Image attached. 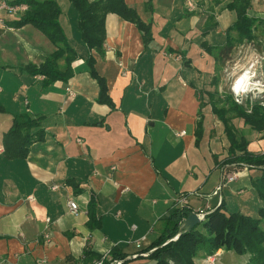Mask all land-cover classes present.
Listing matches in <instances>:
<instances>
[{
	"label": "crops",
	"instance_id": "1",
	"mask_svg": "<svg viewBox=\"0 0 264 264\" xmlns=\"http://www.w3.org/2000/svg\"><path fill=\"white\" fill-rule=\"evenodd\" d=\"M54 1L77 54L68 82L28 72L49 61L57 47L34 26L14 25L24 12L0 13V264H74L87 253L113 251L124 255V264H157L148 257L152 251H142L174 208L207 214L224 203L257 218L263 205L252 185L257 170L227 164L229 142L209 100L211 93L222 94L221 80L242 58H259L264 76V0H250L247 9L257 21L254 38L233 43L227 57L220 51L237 39L230 31L237 19L229 8L234 0H192L193 11L189 0H125L152 38L146 42L135 23L111 13L103 54L83 43L71 2ZM90 56L107 103L100 101ZM23 114L40 120L44 139L25 159L10 160L4 135ZM199 123L203 135L197 141ZM233 123L248 139V151L264 154V132L239 119ZM235 255L220 250L196 264L248 263Z\"/></svg>",
	"mask_w": 264,
	"mask_h": 264
},
{
	"label": "trees",
	"instance_id": "2",
	"mask_svg": "<svg viewBox=\"0 0 264 264\" xmlns=\"http://www.w3.org/2000/svg\"><path fill=\"white\" fill-rule=\"evenodd\" d=\"M78 15V30L87 49L97 54L104 53L105 21L108 14H116L126 21L135 23L144 34L146 42L152 36L149 26L144 24L135 9L130 8L125 0H69ZM13 5L24 4L27 10L15 22L20 28L32 25L44 33L57 47V52L40 68L29 66L28 72L33 75H42L48 81L68 82L72 77V63L77 59L76 52L70 47L63 28L60 24L62 9L54 0H17ZM250 0H234L229 8L236 12L237 19L230 31L237 33L236 41L233 39L227 47L220 51L225 57L233 49V43L242 44L254 38L253 28L257 21L248 17L247 9ZM64 61V68L59 67V61ZM95 60L88 57L87 65L91 75L101 86V102L107 103L106 86L104 80L94 71ZM209 103L213 115L223 124L224 133L229 142L227 164L238 167H249L257 170L252 179V185L257 198L263 204L258 213L260 219L242 214L237 209H230L226 204L215 211L205 214L204 219L190 232H180L181 224L193 214L187 206L171 210L170 215L163 222V230L159 237L142 253H149L148 257L157 264H196L201 255L214 256L219 250L231 251L239 256L249 258L247 264H264V231L261 227L264 221V154L254 155L248 151L249 141L245 134L240 133L233 121L239 119L245 126L258 133L264 132V107L256 102L246 108L238 104L231 94L223 96L211 93ZM197 141L203 135L202 124L199 123L196 132ZM43 130L39 119H33L26 114L15 116L8 133L4 135V148L6 157L10 160L25 159L30 147L42 141ZM92 201L89 204L91 227L97 226L95 214L92 211ZM178 236L176 240L174 238ZM89 261L100 259L102 255L93 256L85 254ZM111 259L124 260V255L113 251Z\"/></svg>",
	"mask_w": 264,
	"mask_h": 264
},
{
	"label": "built area",
	"instance_id": "3",
	"mask_svg": "<svg viewBox=\"0 0 264 264\" xmlns=\"http://www.w3.org/2000/svg\"><path fill=\"white\" fill-rule=\"evenodd\" d=\"M187 6L190 11H193L195 9V4L192 2V0H189L187 2ZM26 10L27 6L24 4L13 5L8 0H0V13L4 11L8 14H17L20 12L23 13ZM239 68L240 67H238L237 65H234L231 69V71L234 73V76L232 77L231 92L235 101L238 104H241L246 97L253 95L254 98L260 99L261 105L264 107V76L261 72V60L259 58H256L255 60H253V62L249 63V66L245 69L238 70ZM230 72L227 73L228 76L231 75ZM250 79H252L254 83H257L259 86L254 88L248 87ZM257 80H259V83L257 82ZM244 89L247 90L245 91ZM67 92L69 98H73L75 96V93L71 88H67ZM236 179L237 175L234 174L227 178L226 181L228 183H231ZM54 189H56V187ZM183 203L185 202L183 201ZM68 207L72 214L78 213V206L76 203L70 201L68 203ZM199 215L202 219H204L205 214ZM47 222H49V219L47 220ZM133 229H135V226H133ZM137 247H140V242L137 243ZM74 264H124V260L111 259L109 256L103 255L100 259H93L89 261H84V259H82L76 261Z\"/></svg>",
	"mask_w": 264,
	"mask_h": 264
},
{
	"label": "rangeland",
	"instance_id": "4",
	"mask_svg": "<svg viewBox=\"0 0 264 264\" xmlns=\"http://www.w3.org/2000/svg\"><path fill=\"white\" fill-rule=\"evenodd\" d=\"M249 41H244L243 43H242V45L244 44V43H248ZM249 63L250 62H248V60H245L244 58H242V60H241V62H240V68L238 69V70H241V69H245L246 67H248L249 66ZM230 65H232V64H230ZM229 65V66H230ZM259 70V69H258ZM236 73V72H235ZM230 76H224V78L221 80V82H220V87H219V90H221L222 91V94L221 95H223V96H226V95H228V94H231L232 96H233V94H232V92H231V84H232V77L234 76V73L231 71L230 72ZM257 82L259 83V80H257ZM256 102H261L260 101V99H256V98H254V96L253 95H251V96H248V97H246L243 101H242V103L240 104L241 106H243L244 108H246L247 109V105L246 104H248V105H250V106H252L254 103H256ZM247 111H249L250 112V109H247ZM240 132V131H239ZM256 200H257V198H256ZM183 203V202H182ZM248 216V215H247ZM249 217H252V215L251 216H249ZM253 218V217H252ZM256 219H260V216H259V213H258V217L256 218ZM261 227H262V229H263V231H264V221H262V224H261ZM178 238V236H176L175 238H174V240H176ZM220 251V250H219ZM224 251V250H223ZM225 252H231V251H225ZM235 258H237V261H240V260H244V259H247L248 257L247 256H244V257H240L239 255H235Z\"/></svg>",
	"mask_w": 264,
	"mask_h": 264
},
{
	"label": "water",
	"instance_id": "5",
	"mask_svg": "<svg viewBox=\"0 0 264 264\" xmlns=\"http://www.w3.org/2000/svg\"><path fill=\"white\" fill-rule=\"evenodd\" d=\"M203 219L199 214L193 213L188 216L184 222L181 224L180 232H190L196 225L201 223Z\"/></svg>",
	"mask_w": 264,
	"mask_h": 264
},
{
	"label": "bare ground",
	"instance_id": "6",
	"mask_svg": "<svg viewBox=\"0 0 264 264\" xmlns=\"http://www.w3.org/2000/svg\"><path fill=\"white\" fill-rule=\"evenodd\" d=\"M248 87H250V88H254V87H258V86H257V83H254L253 80L250 79V82H249V84H248Z\"/></svg>",
	"mask_w": 264,
	"mask_h": 264
},
{
	"label": "clouds",
	"instance_id": "7",
	"mask_svg": "<svg viewBox=\"0 0 264 264\" xmlns=\"http://www.w3.org/2000/svg\"><path fill=\"white\" fill-rule=\"evenodd\" d=\"M245 91L247 90V89H244Z\"/></svg>",
	"mask_w": 264,
	"mask_h": 264
}]
</instances>
